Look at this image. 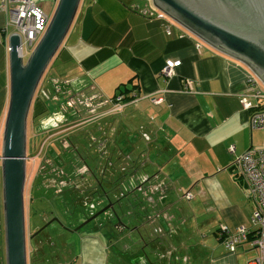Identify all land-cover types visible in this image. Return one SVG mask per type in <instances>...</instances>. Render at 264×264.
Masks as SVG:
<instances>
[{
	"label": "crops",
	"instance_id": "1",
	"mask_svg": "<svg viewBox=\"0 0 264 264\" xmlns=\"http://www.w3.org/2000/svg\"><path fill=\"white\" fill-rule=\"evenodd\" d=\"M155 9L158 13L133 0H81L51 61L52 72L61 78L53 80L68 81L73 93L105 102L123 92L135 99L122 111L108 102L99 117L87 118L86 126L95 136L102 130L95 124L104 123L113 138L106 158L100 157L110 167L111 160L119 162L123 191L114 198L131 202L128 215L137 216L132 231H148L151 238L145 244L151 257L139 264H248L258 250L248 240L230 252L219 230L249 226L255 209L248 186L232 167L236 157L264 145V134L251 129V113L239 103L255 74L168 16L159 19L161 11ZM6 21L0 13V29ZM169 60L181 62L172 78L162 74ZM9 102L10 61L0 42V141ZM132 132L140 140L130 144ZM187 193L192 200L185 199ZM107 236L98 229L74 234L75 252L65 264H114Z\"/></svg>",
	"mask_w": 264,
	"mask_h": 264
},
{
	"label": "rangeland",
	"instance_id": "2",
	"mask_svg": "<svg viewBox=\"0 0 264 264\" xmlns=\"http://www.w3.org/2000/svg\"><path fill=\"white\" fill-rule=\"evenodd\" d=\"M133 1L144 8L147 7L151 12L158 13L151 0ZM38 7L47 16L53 17L58 3L55 0H38ZM50 66L51 63L38 86L27 125L28 159L26 162L25 218L28 264H59L60 262L65 264V260L71 258L70 252H75V244L73 243L74 234L67 232L58 222L51 223L36 238L32 239L31 236L35 229L41 228L45 223L50 222L54 215L60 217L66 229L74 228V226H79L91 214L89 206L81 205L89 194V189L86 185L88 174L85 168L89 166L91 171L95 172L93 169V164L95 163L93 162L95 159L94 148L86 132H84L86 128L82 125L67 129L71 125L69 124L60 129L61 131L66 129L68 131L65 135L67 136L66 140L69 137L74 146L72 148L70 147L69 150L52 138L56 133L42 131L39 128V125L42 123V118L51 119L54 116L53 110L56 107L63 106L61 112L65 115L71 111L74 112V109L71 108L70 110L66 108L68 101L65 97L57 96L60 94L55 91L50 80L54 79V77L60 78V74L52 72ZM56 82L57 85L62 83L58 79H56ZM43 102L49 108L41 116L34 117V112L37 114L41 113L45 108ZM77 108L80 107L78 106ZM72 124L79 125V122H73ZM53 131L55 132L57 130ZM122 134V132L119 133V136ZM133 135L134 132L127 134L130 144L133 141L137 142L140 140H135ZM3 141L4 138L0 141V264H6L4 187L2 175ZM44 156H47L55 163L54 172L47 173L49 170L48 167H50L47 163L49 159L43 158ZM110 162L111 164L113 163V167L108 165L109 160L104 161L108 169L106 171L107 178L105 179L104 191L98 193L99 196L98 194H90L89 196L95 200L93 201L95 203L102 200V208H106L110 204L113 206L96 220L86 224L80 231L93 232L98 229L102 234L108 235L107 240L110 246L109 257L113 259L114 264H139V262H147L152 253L148 247H145V244H148L151 239L149 232L142 230L132 231V228L136 226L135 219H137V216L131 217L128 215L132 210L131 202L126 201L125 204L116 203L114 197L116 195L119 196L120 192L123 191V187L116 174L120 168L119 162H113V160ZM58 169L62 178L58 176ZM56 176L61 179V186H57L58 180ZM50 178L52 179L49 181ZM113 200L115 204L110 203ZM99 207L98 205L97 211L100 209ZM115 213H117V217L123 224L128 225V229H125L121 234H119L116 227L118 221L114 217ZM203 229H206V231L210 230L207 226L203 227ZM122 246L128 249L123 251L120 249ZM43 251L44 254L42 253ZM121 261L123 262L121 263Z\"/></svg>",
	"mask_w": 264,
	"mask_h": 264
},
{
	"label": "water",
	"instance_id": "3",
	"mask_svg": "<svg viewBox=\"0 0 264 264\" xmlns=\"http://www.w3.org/2000/svg\"><path fill=\"white\" fill-rule=\"evenodd\" d=\"M80 1H59L45 36L27 61L18 55L20 38L13 36L10 40V102L2 150L6 264H28L25 218L28 118L38 86L69 32ZM151 1L205 44L250 68L264 83V0ZM106 106L104 101L90 114ZM112 206L104 208L91 221ZM116 214L117 229L119 225L128 229Z\"/></svg>",
	"mask_w": 264,
	"mask_h": 264
},
{
	"label": "built area",
	"instance_id": "4",
	"mask_svg": "<svg viewBox=\"0 0 264 264\" xmlns=\"http://www.w3.org/2000/svg\"><path fill=\"white\" fill-rule=\"evenodd\" d=\"M55 1L59 4L60 0ZM0 13L7 17L5 26L0 29V42L5 43L7 55L9 56L11 52V38L18 36L21 43L18 55L22 61H26L45 36L53 17L47 16L38 7V0H0ZM158 18L165 20L167 15L161 12ZM180 66V61H166L162 74L166 78H172ZM152 101L160 102L155 99ZM108 102L114 111H122L128 103H135V99L130 100L125 94H120ZM239 103L244 111L251 113L249 119L251 129L264 134V85L256 75L249 78ZM230 151L234 153L235 149L231 147ZM232 167L248 186L250 197L255 202V209L249 226H241L236 231L221 226L219 235L225 247L233 253L243 242L249 240L259 255L248 264H264V145L258 149L251 148L236 157ZM184 197L190 201L193 195L187 193Z\"/></svg>",
	"mask_w": 264,
	"mask_h": 264
},
{
	"label": "flooded vegetation",
	"instance_id": "5",
	"mask_svg": "<svg viewBox=\"0 0 264 264\" xmlns=\"http://www.w3.org/2000/svg\"><path fill=\"white\" fill-rule=\"evenodd\" d=\"M50 81H52V84L54 86L53 88L55 89V91L58 94H60V95H57V96H63L68 101L66 108L70 109V110L72 108V109H74V112L71 111V112H69V114L65 115V114H63L61 112L63 106L62 107H56V109L53 110L54 116L51 119H43L42 118V123L39 125V128L42 129V131H45L44 129L46 127H49V128H47L48 131H51L52 133H56V134L53 135L52 138L56 142H58L60 145H62L64 148L69 150L70 147L72 148L74 146H73L72 142L70 141L69 137H68V140H66L67 136H65V135H66V132H68L67 129H70V128L76 127V126H82V125L86 126L88 124L87 123V121H88L87 118L90 117V116L95 115L96 117H99L100 116V111L102 109H104L105 107L102 108L101 110H99V112H97L95 114H90V113L94 112L95 108L99 107L100 105H103L104 104V100L101 101L97 95H91V97H89L83 91H77V92L73 93L72 92V88H71L72 83H70L68 81H61L62 83L58 84V85H57L56 80L51 79ZM57 96H56V98H58ZM78 106L80 108H77ZM66 108L64 107V109H66ZM76 111L78 113H76ZM73 122H79V125L72 124ZM69 124H71V125H69ZM103 124L104 123L101 124V123H98V122H97V124H95V125H97V128H101L102 129L101 132L98 135H95V136H92V134H90L89 131H87L88 126H86L85 127L86 130H84V132H86V135H87L88 139L90 140V142L92 144V147L94 148L95 159L93 160V162H95V163H94V168L93 169L95 170V172L91 171L89 166H87L85 168L86 172L88 174V180H86V185H87V187L89 189L88 190L89 194L86 197V200L81 203V205L89 206V208L91 210V214L86 217V219H85L86 222L83 220L79 224V226L77 225V226H74V228H70V229H66L64 227L63 222L61 221L60 217H58L56 215H54L52 220H51L52 223L58 222L59 224H61V226H63V228L65 230H67V232H70L72 234L81 233L80 230L84 226L81 229H79L77 232H75L76 229L79 228L80 226H82L84 223H87L89 220L90 221L88 223H90L91 219L98 212H101L104 209V208H102V203H103L102 200H100L99 202L95 203V202H93L95 200L90 198V196H89L90 194L96 195V194L100 193L101 191L102 192L104 191L103 190L104 184H105L104 168H106V166L104 165V161H101L102 159L100 157V154H103V157H104V154L107 152L106 150L110 149V147L108 148V146H110L111 143L113 142V138L109 136L110 132H109V134H107L108 132L103 129V126H102ZM68 125H69V127L66 130H64V131L60 130L64 126H68ZM53 130H57V131L54 132ZM90 137H92V138H90ZM43 158H48V157L44 156ZM105 158H106V156L103 159H105ZM128 158H129V156H128ZM47 163L50 165V167L47 166L48 169H49L47 173H49L51 171L54 172L55 163H53L51 159H49L47 161ZM59 169H58V176L62 178V176H60ZM124 169H127V167L124 166ZM58 176H56L57 180H58L57 186H61V184H60L61 179H59ZM52 178H50L49 181ZM147 181H148V177H145L142 183H146ZM141 188H142L141 185L139 187H133V189L130 187L128 192L132 193V191H138ZM98 196H99V194H98ZM110 202L112 204L113 203L115 204L114 200L110 201ZM98 205L100 206L99 207L100 209L97 211V209H98L97 206ZM92 221H94V220H92ZM50 222H48L47 224L45 223L41 228L35 229L34 233L31 236V238L32 239L36 238L37 235H39L42 232L41 231L40 233H38L43 227H45L48 224L51 225ZM35 234H37V235L35 237H33Z\"/></svg>",
	"mask_w": 264,
	"mask_h": 264
},
{
	"label": "trees",
	"instance_id": "6",
	"mask_svg": "<svg viewBox=\"0 0 264 264\" xmlns=\"http://www.w3.org/2000/svg\"><path fill=\"white\" fill-rule=\"evenodd\" d=\"M123 94H125L124 92H123ZM127 98H129V99H131L129 96H127ZM36 101H38V100H36ZM44 103V102H43ZM45 104V108L43 109V111L41 112V113H36V112H34V117H37V116H41L43 113H45L46 111H47V109L49 108L48 106H47V104L46 103H44Z\"/></svg>",
	"mask_w": 264,
	"mask_h": 264
},
{
	"label": "bare ground",
	"instance_id": "7",
	"mask_svg": "<svg viewBox=\"0 0 264 264\" xmlns=\"http://www.w3.org/2000/svg\"><path fill=\"white\" fill-rule=\"evenodd\" d=\"M42 81V80H41Z\"/></svg>",
	"mask_w": 264,
	"mask_h": 264
}]
</instances>
